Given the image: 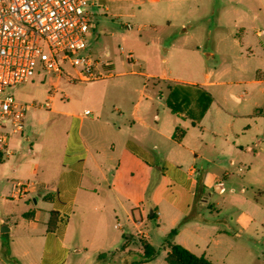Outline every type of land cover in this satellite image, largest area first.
I'll return each mask as SVG.
<instances>
[{
	"label": "crops",
	"instance_id": "1",
	"mask_svg": "<svg viewBox=\"0 0 264 264\" xmlns=\"http://www.w3.org/2000/svg\"><path fill=\"white\" fill-rule=\"evenodd\" d=\"M260 48L259 55L264 57V45ZM240 57L246 56L242 53ZM100 68L112 69L113 64ZM239 69L241 76L254 71L256 77H243L239 82L256 90L252 108L264 118V67L252 69L240 63ZM158 78L171 80L167 75ZM155 89L85 88L80 101L73 104L62 103L57 89L51 105L45 106L48 111L26 112L24 130L10 135L11 155L0 154V264H13L12 260L15 264H71L73 252L90 247L104 252L124 250L131 240H137L131 233L125 245L121 239L124 229L115 223L121 218L132 232L137 230L139 241L159 248L154 235L139 231L153 224L161 231L168 252L166 237L184 216L190 221L208 220L199 213L207 187L206 171L197 167L198 150L207 146L204 124L188 119L186 111H176ZM177 126L185 130L180 141L175 137ZM4 130H10V125H0V131ZM194 131L197 139L191 143ZM235 136L227 131L226 145L236 147ZM221 153L225 157V151ZM228 159L232 164L236 161L232 155ZM229 176L226 171L223 178ZM216 179L218 187L224 188L219 176ZM19 182L29 185L21 197L14 194ZM150 210L155 212L153 219ZM112 226L113 232L109 230ZM16 227V237L5 247L1 235L13 233ZM200 229L195 226L194 235L188 238H180L178 231L173 241L207 256L206 245L202 249L199 245L205 239ZM222 235L229 233L218 229L216 236Z\"/></svg>",
	"mask_w": 264,
	"mask_h": 264
},
{
	"label": "rangeland",
	"instance_id": "2",
	"mask_svg": "<svg viewBox=\"0 0 264 264\" xmlns=\"http://www.w3.org/2000/svg\"><path fill=\"white\" fill-rule=\"evenodd\" d=\"M105 7L94 9L87 44L94 57L112 62L114 75L87 82L63 75L57 94L60 101L77 103L85 88H156L157 95L176 111H186L188 119L202 121L207 146L198 150L197 167H205L207 187L199 213L208 220L190 221L184 216L174 229L182 232L180 238H188L194 235L195 226H201L205 239L199 245L201 249L206 245L215 264H264V143H260L264 118L252 108L256 90L239 82L243 77H256L254 71L241 76L240 63L252 69L264 67V57L259 55L260 44L264 45V0H114ZM242 53L245 58L240 57ZM61 67L75 77L82 70L69 61ZM161 75L171 80H160ZM54 82L52 75L38 70L29 82L10 87L7 93L34 104L28 115L40 108L48 111L44 102ZM132 96L135 100L136 95ZM227 131L238 135L236 147L226 145ZM193 134L191 143L196 142L197 131ZM230 155L236 158L234 164L228 161ZM226 171L230 176L223 178ZM217 176L224 188L218 187ZM115 223L124 229L121 239L125 245L131 233L137 242L130 239L124 250L118 247L120 251L90 247L73 252L71 264H123L124 258L125 264H168L166 243L153 224L139 230L154 235L159 247L155 258L143 263L137 230L132 232L123 218ZM16 228L1 235L5 247L16 237ZM218 229L229 235L217 237ZM109 230L113 232V226Z\"/></svg>",
	"mask_w": 264,
	"mask_h": 264
},
{
	"label": "built area",
	"instance_id": "3",
	"mask_svg": "<svg viewBox=\"0 0 264 264\" xmlns=\"http://www.w3.org/2000/svg\"><path fill=\"white\" fill-rule=\"evenodd\" d=\"M108 1L114 0H0V125H10V130L0 131L2 156L11 155L10 135L24 130L27 109L34 105L7 93L8 88L30 81L38 70L50 74L55 82L44 102L49 107L63 75L84 82L114 75L100 68L111 62L95 58L87 44L94 9H106ZM66 61L82 68L78 77L62 69ZM28 188L26 182L17 183L15 196H24Z\"/></svg>",
	"mask_w": 264,
	"mask_h": 264
},
{
	"label": "trees",
	"instance_id": "4",
	"mask_svg": "<svg viewBox=\"0 0 264 264\" xmlns=\"http://www.w3.org/2000/svg\"><path fill=\"white\" fill-rule=\"evenodd\" d=\"M184 135H185V130L180 126H177L175 131L176 139L180 141L184 137ZM155 217L156 215L154 214L151 217V219ZM54 219H55L54 214H52V219L50 224L51 228L53 227L52 220ZM177 232H178L177 229H172L166 237L169 251L167 252L165 260L168 264H215L206 255L204 254L197 255L192 251H190L189 249H187L186 247H184L183 245L175 243L173 240L177 235ZM140 241L143 247V256L141 262L144 263L153 260L158 253L157 248L144 239H141ZM102 257H103L102 255L99 256L100 259ZM12 262L13 264H15L14 260H12ZM123 264H125V258L123 259Z\"/></svg>",
	"mask_w": 264,
	"mask_h": 264
},
{
	"label": "water",
	"instance_id": "5",
	"mask_svg": "<svg viewBox=\"0 0 264 264\" xmlns=\"http://www.w3.org/2000/svg\"><path fill=\"white\" fill-rule=\"evenodd\" d=\"M154 214H155V212H154L153 210H150L149 216L152 217ZM8 230H9V228H8ZM2 231L4 232V231H6V230H3V229H2Z\"/></svg>",
	"mask_w": 264,
	"mask_h": 264
}]
</instances>
